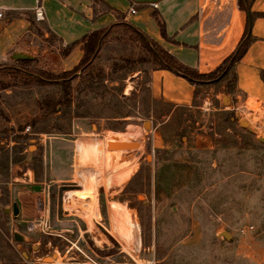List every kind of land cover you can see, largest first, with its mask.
<instances>
[{"label": "rangeland", "instance_id": "rangeland-1", "mask_svg": "<svg viewBox=\"0 0 264 264\" xmlns=\"http://www.w3.org/2000/svg\"><path fill=\"white\" fill-rule=\"evenodd\" d=\"M119 32L107 39L94 70L117 62L122 71L109 77L122 90L138 66L122 59L141 51ZM16 65L0 66V257L6 260L0 264H264V135L254 139L240 130L246 121L234 118L229 150L194 149V131L186 129L170 127L155 139L150 119L126 125L102 118L89 94L101 88L97 79L86 93L83 82L70 80V102L46 111L44 100L62 101L61 86H38L32 77L39 70L17 65L32 75L18 76L10 70ZM142 77L132 84L138 94L117 112L138 108L147 115ZM28 107L43 122L26 124ZM178 118L195 121L185 111ZM160 121L154 117V125ZM115 138L139 146L110 154L104 145ZM13 202L16 220L4 212Z\"/></svg>", "mask_w": 264, "mask_h": 264}, {"label": "crops", "instance_id": "crops-1", "mask_svg": "<svg viewBox=\"0 0 264 264\" xmlns=\"http://www.w3.org/2000/svg\"><path fill=\"white\" fill-rule=\"evenodd\" d=\"M38 6L44 14L41 22L34 18ZM245 7L248 12L239 8L238 0H0V66L27 65L52 75L69 73L78 67L84 56L83 40L91 33L104 31L105 42L97 51L94 65L107 39L120 33L121 29L113 27L126 23L183 67L206 76L216 71L238 48L247 22L252 18L245 54L218 83L194 84L168 69L138 65L125 78L131 82L121 80L126 86L119 90L117 78L109 77L113 64L104 67L101 79L87 82L80 70L73 80L76 84L83 82L84 93L94 88L93 83L98 80L101 88L97 94H89L95 95L94 100L104 111L102 118L105 120L127 125L129 121L147 118L150 119L148 133L155 139L168 135L170 127L178 131L186 129L194 131L189 137L194 149L229 150V134L236 126L234 118L246 121V129L240 130L254 139H258V134L264 135V81L260 77L264 72V0H247ZM130 9L135 13H130ZM156 15L164 23L165 37ZM71 45L74 46L65 54L64 50ZM15 53L32 59L14 61ZM17 65L14 68L21 69ZM104 69L98 70L103 72ZM142 75L147 115L139 113L138 108L134 114L117 112L120 102L129 101L138 94L132 84L142 79ZM28 108L23 109L26 124L41 117L35 114L31 118L32 107ZM181 111L191 114L194 124L190 118L180 120ZM154 117L162 121L154 125ZM217 127L224 129L221 134L212 137L207 133Z\"/></svg>", "mask_w": 264, "mask_h": 264}, {"label": "trees", "instance_id": "trees-1", "mask_svg": "<svg viewBox=\"0 0 264 264\" xmlns=\"http://www.w3.org/2000/svg\"><path fill=\"white\" fill-rule=\"evenodd\" d=\"M246 3L247 0H238V6L241 10L247 11L246 9ZM156 20L160 26L161 34L165 37V28L164 23L159 18V16H155ZM252 18H250L247 22L246 30L244 32V35L242 37V40L240 44L238 45V48L232 53V55L210 75L201 76L196 74L194 71L183 67L180 65L174 58L169 56L167 53H165L159 46H157L154 42L150 41L144 34H142L140 31H138L136 28L132 27L129 24L122 23L115 25L113 29H121L124 33L123 34H129L134 39H136L140 44V54L137 57H133L132 60L129 59H122V62L125 64L132 63L134 65H139V67L143 68L146 66L151 67H160L163 69H168L177 75L182 76L183 78H186L189 82L194 84H204V83H218L222 81L225 77L228 76L230 71L232 70L234 64L238 62L243 55L245 54L248 43H249V26L251 24ZM104 31L94 32L88 35L83 40V49H84V56L78 65L73 71L69 73H64L61 75L53 76L49 73L38 71L37 74H33L32 79L33 82L38 85L42 86L44 84L50 83V84H56L61 86V92H62V101L59 100L57 102L53 100H44L42 102V105L45 106L46 111L49 109H52L54 106L58 104H68L70 102V94H71V85L70 80H74L73 76L78 71H82V77L86 78L87 82H92L94 78H102V71L94 70V65L92 64L94 60L98 57L97 51L101 49L105 42V36L102 37ZM74 45L66 47L64 50V53H68ZM116 61V60H115ZM19 63V62H18ZM117 63V62H116ZM114 64L112 67V73L115 74L117 72L122 71L120 67H118L117 64ZM12 72L15 73V75H28L26 77H30L32 75L27 74V71H24L22 69L12 68L10 69ZM135 69H131L129 72L133 71ZM71 76V78H70ZM261 79L264 81V72L260 74ZM73 78V79H72ZM124 79V78H121ZM56 80H60V83H57ZM90 86V85H89ZM3 88L4 85H3ZM47 119V118H45ZM43 118L40 120H37L34 122V125L37 123L43 122ZM1 261H6L4 258L0 257Z\"/></svg>", "mask_w": 264, "mask_h": 264}, {"label": "water", "instance_id": "water-1", "mask_svg": "<svg viewBox=\"0 0 264 264\" xmlns=\"http://www.w3.org/2000/svg\"><path fill=\"white\" fill-rule=\"evenodd\" d=\"M30 59H32V58L27 56V55H24L22 53H15L12 56V60H14V61L30 60ZM239 124L242 125V126H247L246 122H240L239 121ZM107 146H108V150H110V151H123V150H130L131 148H137L139 145H138V143H135V142H132V143L122 142V143H114V144L108 142ZM4 212L5 213H10L11 212L12 217H13L14 220L18 219V217L20 215V209H19V206H18V204L16 202L12 203L11 209L7 208V209L4 210ZM221 235H223L226 239L230 238V236H229V234L227 232H222ZM14 240L17 241V242H20V243L23 242L22 236L19 235V234H16V233L14 234ZM18 249L21 250L22 247L18 246L17 250ZM23 255H24V253H23ZM49 261H51V258L44 259V262H49Z\"/></svg>", "mask_w": 264, "mask_h": 264}, {"label": "built area", "instance_id": "built-area-1", "mask_svg": "<svg viewBox=\"0 0 264 264\" xmlns=\"http://www.w3.org/2000/svg\"><path fill=\"white\" fill-rule=\"evenodd\" d=\"M154 6V5H153ZM130 13H135L134 9H130ZM2 17V14L0 13V18ZM34 18L36 22H41L44 20V14L41 7H36L34 10ZM29 126L26 127V131H29ZM28 172H26L24 175L26 176ZM28 178H30V175L28 174ZM144 264H154L153 262H145Z\"/></svg>", "mask_w": 264, "mask_h": 264}, {"label": "bare ground", "instance_id": "bare-ground-1", "mask_svg": "<svg viewBox=\"0 0 264 264\" xmlns=\"http://www.w3.org/2000/svg\"><path fill=\"white\" fill-rule=\"evenodd\" d=\"M244 125V124H243ZM146 126V125H145ZM110 143H112V144H114V143H122L123 142V140H120V139H111L110 141H109ZM125 142H127V141H125ZM128 143V142H127ZM130 143V142H129ZM107 144H108V141L105 143V151L106 152H108V146H107ZM119 151H110V152H108V153H110V154H115V153H118ZM129 174H130V171L129 172H127V173H125V174H123V176L120 178V180L121 181H124L125 179H127V178H129ZM77 196H79V197H81V198H83V197H85L84 195L86 194H84V193H81V192H76L75 193ZM90 197H92V196H90ZM55 262H57V261H55Z\"/></svg>", "mask_w": 264, "mask_h": 264}]
</instances>
